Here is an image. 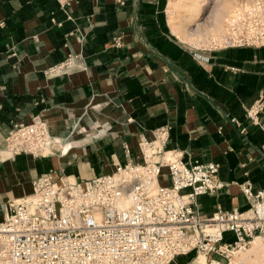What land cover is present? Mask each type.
Returning a JSON list of instances; mask_svg holds the SVG:
<instances>
[{
    "label": "crops",
    "instance_id": "crops-1",
    "mask_svg": "<svg viewBox=\"0 0 264 264\" xmlns=\"http://www.w3.org/2000/svg\"><path fill=\"white\" fill-rule=\"evenodd\" d=\"M169 2L0 0V203L29 195L50 171L85 180L139 162V138L163 125L171 128L168 150L217 163L229 184L198 198L202 215L218 205L244 209L236 184L245 179L264 188V113L257 123L245 115L264 102V43L190 47L174 34ZM66 60L64 70L47 72ZM33 117L67 138L64 155L5 150L13 125Z\"/></svg>",
    "mask_w": 264,
    "mask_h": 264
},
{
    "label": "built area",
    "instance_id": "built-area-1",
    "mask_svg": "<svg viewBox=\"0 0 264 264\" xmlns=\"http://www.w3.org/2000/svg\"><path fill=\"white\" fill-rule=\"evenodd\" d=\"M235 25L229 22L224 47L264 43V30L237 33ZM121 45L120 37L112 39L113 47ZM259 113L261 100L245 111L254 123ZM170 130L163 125L150 138H139V162L85 180L50 171L32 181L29 195L0 203V264H172L190 253L204 256L205 264H240L232 259L236 247L246 249L255 237L264 242V188L255 190L245 179L236 184L244 209L218 205L202 215L198 198L229 184L220 180L217 163L184 161L181 151L168 150ZM66 140L33 117L13 125L5 150L13 156H61Z\"/></svg>",
    "mask_w": 264,
    "mask_h": 264
},
{
    "label": "rangeland",
    "instance_id": "rangeland-1",
    "mask_svg": "<svg viewBox=\"0 0 264 264\" xmlns=\"http://www.w3.org/2000/svg\"><path fill=\"white\" fill-rule=\"evenodd\" d=\"M193 4L194 0H186L183 3H179L178 0H170L168 6L170 25L172 29L179 26L180 32L179 35H176L180 39H182V33L185 35L187 29L192 28L199 32L194 36L188 37V39H184V41L187 40V44L190 47L222 49L226 45L223 42V36L231 20L237 22L234 27L237 33H245L253 29L256 31L264 30V0H209L199 18L194 22H188L184 16H187L186 11L190 7L192 9ZM219 10L222 11L219 14L221 19L213 20L210 18V14L215 11L219 12ZM262 43L263 41H259L252 46H258ZM54 154L58 155V153ZM243 251L244 249H241V247H236L233 250L232 259L235 258L236 252ZM199 256L196 253H190L188 256L186 255L187 259L184 262L192 264L196 260L199 263V260H197Z\"/></svg>",
    "mask_w": 264,
    "mask_h": 264
},
{
    "label": "bare ground",
    "instance_id": "bare-ground-1",
    "mask_svg": "<svg viewBox=\"0 0 264 264\" xmlns=\"http://www.w3.org/2000/svg\"><path fill=\"white\" fill-rule=\"evenodd\" d=\"M186 0H178V2H184ZM209 0H194V4L191 7L187 9V16H184L188 22H194L196 21L201 13L203 12L204 8L206 7ZM177 6V5H176ZM220 11H215L212 14H210V18L213 20H219L220 18ZM190 12V13H188ZM222 13V11H221ZM228 24V23H227ZM179 25V24H178ZM173 31L175 34L179 35V26H176V28H173ZM199 32L196 29H187L185 31V35L182 33V40L188 39V37L194 36L198 34ZM214 37V36H213ZM224 38V37H223ZM221 41V40H220ZM63 151V147L61 149ZM73 178V177H72ZM197 260H199V264L205 263V257L200 255ZM234 261L240 263V264H264V242L262 239L255 237L249 248L244 249L243 252H236Z\"/></svg>",
    "mask_w": 264,
    "mask_h": 264
},
{
    "label": "trees",
    "instance_id": "trees-1",
    "mask_svg": "<svg viewBox=\"0 0 264 264\" xmlns=\"http://www.w3.org/2000/svg\"><path fill=\"white\" fill-rule=\"evenodd\" d=\"M225 240H230L229 238H228V236L226 235V238H225Z\"/></svg>",
    "mask_w": 264,
    "mask_h": 264
}]
</instances>
